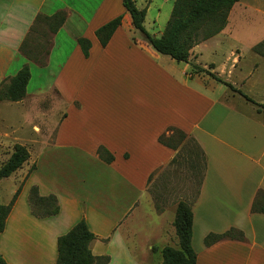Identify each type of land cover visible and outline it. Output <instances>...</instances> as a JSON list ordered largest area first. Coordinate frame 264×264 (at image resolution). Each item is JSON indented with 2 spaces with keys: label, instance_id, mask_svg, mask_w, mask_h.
I'll list each match as a JSON object with an SVG mask.
<instances>
[{
  "label": "crops",
  "instance_id": "0c3cea01",
  "mask_svg": "<svg viewBox=\"0 0 264 264\" xmlns=\"http://www.w3.org/2000/svg\"><path fill=\"white\" fill-rule=\"evenodd\" d=\"M173 2L135 0L145 18L152 8L158 11L151 31L144 27L153 37L165 28L159 25L163 4L171 13ZM58 12L66 14V21L52 35L40 66L19 48L38 14ZM119 16L120 26L102 47L95 31ZM233 35L228 24L193 47L188 64L179 63L151 48L133 28L121 0H0V84L23 66L44 70L35 73V88L28 91L30 72L25 98L7 106L43 117L34 105L53 92L60 99L59 108L40 119L39 131L52 137L43 136L49 139L43 146L36 144L29 177L39 196L56 198L59 211L35 217L28 195L23 207L20 192L0 233V257L7 264H56L58 238L83 220L95 236L93 256H108L109 264L121 258L150 264L155 247L176 240L174 207L157 213L149 193L152 179L178 153L159 138L165 141L176 130L192 139L205 159L191 205L196 264H264V215L251 213L256 193L264 192V116L254 117L224 101L229 89L192 69L196 65L213 73L257 103L255 90L264 82V68L241 66L239 56L231 58L233 49H245ZM79 38L90 42L88 57ZM259 43H248L245 51ZM100 148L112 156L110 163L99 158ZM230 229L241 231L245 241L204 245L208 234Z\"/></svg>",
  "mask_w": 264,
  "mask_h": 264
},
{
  "label": "trees",
  "instance_id": "16d2710c",
  "mask_svg": "<svg viewBox=\"0 0 264 264\" xmlns=\"http://www.w3.org/2000/svg\"><path fill=\"white\" fill-rule=\"evenodd\" d=\"M238 2L239 0H174L170 17L162 34L157 38L150 35L144 28L146 11L138 9L135 5V0H121L124 10L130 15L133 28L143 36L144 40L154 51L168 56L176 62L187 64L190 62V51L193 47L218 35L225 29L229 14L233 6ZM121 20L122 17L119 16L95 31V36L102 47L108 44L116 29L120 26ZM65 21L66 14L64 12H58L49 17L38 14L19 48L20 53L28 60L40 66L45 65L51 46L52 35L56 34ZM45 30L49 32L51 38H48L46 32H42ZM37 35L45 39V46L39 50L37 48H34L32 51L28 50L30 42H33V37ZM77 44L84 57H88L90 42L87 39L79 38ZM253 51L264 57V42H260L253 47ZM192 68L196 72L207 74L218 83L228 87L231 91L238 93L247 102L255 105L257 112L264 111V105L255 103L241 91L223 82L213 73L196 65H193ZM29 79L30 70L28 66H23L14 77L9 79V84L4 85L3 81L0 84V102L21 101L26 95ZM174 133L182 139L186 137L182 132L175 130ZM163 139V136L159 138L161 144L175 150V147L169 145ZM98 156L105 163H110L113 159L103 148L98 149ZM203 160L205 164L204 156ZM25 161L26 156L24 152L21 149H17L0 169V179L9 177ZM18 194L19 189L8 205H0V233L3 231L5 219L11 211ZM28 203L31 213L35 217H50L56 215L59 211L56 198L54 196H39L36 187L31 188L28 195ZM251 213L264 215V192L261 190L255 195L251 205ZM173 227L178 238L179 249L163 248L161 250L162 264H196V253L191 246L192 211L190 205L185 203L178 205ZM94 239L95 236L89 231L86 223L81 220L67 234L58 238L56 264H108L110 261L108 256L95 257L92 255L90 243ZM226 240L243 242L245 238L241 231L230 229L222 234H208L203 242L206 247H209ZM0 264L7 263L0 257Z\"/></svg>",
  "mask_w": 264,
  "mask_h": 264
},
{
  "label": "rangeland",
  "instance_id": "374dc122",
  "mask_svg": "<svg viewBox=\"0 0 264 264\" xmlns=\"http://www.w3.org/2000/svg\"><path fill=\"white\" fill-rule=\"evenodd\" d=\"M239 2H241L239 3V7L236 5L237 3L233 6L231 14H229L227 25L229 24L230 28L233 30L234 35L232 40L240 41L242 47L246 49L248 43H252L253 41L260 40V42H264V0H239ZM163 5L164 9L161 11L159 17V25L162 28L165 27L170 17V10L166 13V8L170 9L169 5ZM244 7L246 9H244ZM157 15L158 11L156 8H152L147 14L144 20V27L147 30L151 31V19L157 17ZM42 32H46V30ZM46 33L48 34V38H51L49 32ZM259 37L261 39H258ZM43 46H45V39L37 35L33 37V42H30L28 50L32 51L34 48L39 50L42 49ZM227 49V47L224 49V53L228 51ZM245 49L244 51L233 49L232 52H230V55L232 56L231 58L235 59L239 56V60L242 61L241 66L259 64L260 69L263 71L264 57L255 53L253 49L250 51H245ZM30 68L32 82L28 86V91L35 88V82L37 80L35 73L44 71L35 69L34 67ZM240 68L243 70L247 69V67ZM50 70H52V68ZM195 74L202 77H209L202 72H195ZM44 75L46 76L44 77L46 80L48 75ZM209 78L218 83L211 77ZM262 78L264 79L263 76ZM9 81V79L5 80L4 85L9 84ZM227 89L229 88L227 87ZM228 91L229 97L224 101L254 117L260 119L263 118L264 111L257 112L255 105L247 102L244 98L240 97L238 93L231 91L230 89ZM255 91L257 92V94H255L257 104L260 103L264 105V82L261 83ZM243 94L245 95L244 92ZM231 96L232 98H230ZM19 102H0V169L17 149H21L26 156V161L19 169L9 177L0 179V205H8L19 189V193L21 192L19 200L20 202H23L24 207V204H26L27 201V195H29L31 188L34 187H30L31 184H34V180H29V177L35 167L33 159L37 150L36 144L42 142L43 146L46 141L49 142L48 138L52 137L49 131H39L38 126H40L41 123L40 119L44 118L45 115L48 116V113L51 112L53 108H59L60 99L56 93L53 92L46 97V99H41L34 105L36 113H44L43 117H40V115L37 114L32 117L31 113L33 111L27 115V112L20 111L19 107L7 106V104L13 105L18 104ZM43 136H47V140H44ZM165 142L174 146L178 153L175 156V160L164 169V172L161 173L162 175L152 179L149 193L153 199L154 208L157 213L161 212L162 207L173 206L176 214L180 203H185L190 206L194 203L202 179L204 160L200 149L192 139H187V137L182 139L179 135L171 134ZM175 239L176 240L173 239L172 242L168 243L163 248L170 247L178 250L179 245L177 236ZM156 248L157 247L154 248L156 257L149 261L150 264H162L161 250L163 248ZM117 263L129 264L122 258L119 259Z\"/></svg>",
  "mask_w": 264,
  "mask_h": 264
}]
</instances>
